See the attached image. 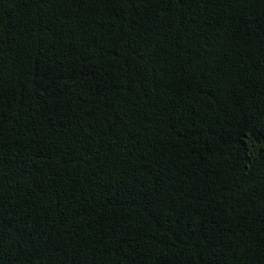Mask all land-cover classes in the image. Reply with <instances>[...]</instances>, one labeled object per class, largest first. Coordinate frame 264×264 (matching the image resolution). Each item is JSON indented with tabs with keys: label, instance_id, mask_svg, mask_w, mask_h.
Returning a JSON list of instances; mask_svg holds the SVG:
<instances>
[{
	"label": "trees",
	"instance_id": "trees-1",
	"mask_svg": "<svg viewBox=\"0 0 264 264\" xmlns=\"http://www.w3.org/2000/svg\"><path fill=\"white\" fill-rule=\"evenodd\" d=\"M0 264H264V0H0Z\"/></svg>",
	"mask_w": 264,
	"mask_h": 264
}]
</instances>
